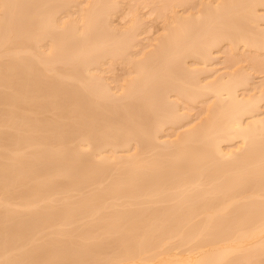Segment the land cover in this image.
<instances>
[{
	"label": "rangeland",
	"instance_id": "rangeland-1",
	"mask_svg": "<svg viewBox=\"0 0 264 264\" xmlns=\"http://www.w3.org/2000/svg\"><path fill=\"white\" fill-rule=\"evenodd\" d=\"M229 1L0 0V25L10 15L11 26L9 31L0 28V165L16 174L10 177L0 166L5 172L0 171V264H119L132 250L144 257L129 259L131 264H146L148 258H154L149 264H159L164 256H157L165 247L188 256L193 243L210 242L225 221L231 220V229L225 230L230 234L247 215L256 224L264 208V169L249 170L247 164L251 174L246 177L254 184H246V191L255 192L241 194V185L227 188L230 174L223 176L227 181L214 169L230 172L242 164H225L229 157L215 149L222 148L223 154L235 149L239 158L255 144L257 156L248 161L264 168V130L252 136L260 140L258 146L243 144L235 135L238 139L221 137L219 146L208 138L221 131L218 127L226 129L232 117L221 111L226 96L206 86L223 76L239 82V100L254 101L246 113L237 110L244 111L242 120L264 118V5L253 2L249 11L250 0ZM241 34L253 42L240 40ZM199 131L204 134L193 135ZM203 143L211 156L186 154ZM22 172L33 173L17 181ZM4 176L9 178L5 182ZM256 189L260 207L252 205L253 199L261 201ZM245 195L256 209L250 210ZM229 199L224 212L220 205ZM239 203L247 207L240 209ZM204 208L225 214L218 222L215 218L220 229L214 224L206 231L217 232L200 231L191 240L206 221ZM258 236L245 251L228 256L229 263L264 264ZM155 248L158 253L149 254Z\"/></svg>",
	"mask_w": 264,
	"mask_h": 264
},
{
	"label": "bare ground",
	"instance_id": "bare-ground-1",
	"mask_svg": "<svg viewBox=\"0 0 264 264\" xmlns=\"http://www.w3.org/2000/svg\"><path fill=\"white\" fill-rule=\"evenodd\" d=\"M230 3H231V0L229 1ZM227 3V5H230V3ZM251 4H250V3ZM248 2V5L247 6H249V11H251L252 9H253V2L254 3H256V5H258V4H262V5H264V0H250ZM233 3V2H232ZM234 4V3H233ZM232 5V4H231ZM250 5H251V7H250ZM233 6V5H232ZM247 9H248V7H247ZM251 9V10H250ZM4 18V17H3ZM6 18V17H5ZM9 18H10V15L8 16L7 15V18H6V21L7 22H4L5 20H3L2 22H3V24H2V26L0 25V28L1 27H3V30H4V27H6L7 28V30L6 31H9L8 30V28L10 29L11 28V26L9 27V25H10V23H9ZM5 24V25H4ZM5 28V29H6ZM11 30V29H10ZM13 31V30H12ZM11 32V31H10ZM1 33V32H0ZM5 34V33H4ZM9 34V33H8ZM11 34V33H10ZM13 34V33H12ZM2 35H3V33H2ZM8 38V36H7V34L6 35H4V38H6V37ZM10 38V40L13 38H11V36L9 37ZM1 39H2V37H1ZM239 39L240 40H243L245 43L247 42V44L249 43L248 41H249V39L247 38V37H245L243 34H241V38H240V36H239ZM250 41H252L251 39H250ZM253 42V41H252ZM211 43V42H210ZM215 43V41L213 42V43H211L210 44V47L212 46V44H214ZM15 68V67H14ZM11 69H12V67H11ZM11 78V77H10ZM231 79H226V80H224V76L223 77H221V79H217V81H213V82H210V83H208L206 86H207V88L209 87V89L210 90H212V91H214L217 95H220L221 97L222 96H226V97H222V98H224V99H227V100H224L226 103V105L224 104V106L223 107H221V111L224 113V114H227L228 112V114H229V116L230 115H232V117L230 116V119H229V123L227 124V125H224V126H227V127H230V130L226 127V129L228 130H226V129H223V127H218V129L217 130H219V128H222L221 129V131H219V132H216V134H214V133H212V134H214V137H215V135L217 136V139H216V137L214 138L213 137V135H208V136H210V137H208V138H212L211 140H213L214 141V143L217 145V146H219V143H220V138L221 137H228V136H230L231 135V138H240L241 140H242V143L244 144V143H248V141H249V143H257V145L256 146H258V140L259 139H256L257 140V142L256 141H254L255 140V138H256V134L257 133H259V131L261 130V129H263L264 130V118H252L251 120H249V122L247 121V122H245V121H243L242 120V115L244 114V111L242 110V112H243V114L241 113V112H238L237 110L239 109V111H240V108H243V109H247L248 107H250V105H251V103H254V101L252 102V100H250L249 98H248V100L247 99H243V100H239V98H238V96L236 95V93H237V89H236V87H238V85H240L239 84V82L237 83V80H235L234 81V79H232V77H230ZM11 80V79H10ZM13 80H14V77H13ZM9 81V80H8ZM12 81V80H11ZM8 83V82H7ZM11 83V82H10ZM9 83V84H10ZM14 83V82H13ZM11 84V85H14V84ZM16 84V83H15ZM18 84H20V83H18ZM17 84V85H18ZM23 85H27V83H24ZM29 85H30V83H29ZM32 85V84H31ZM18 86H20V85H18ZM17 86V87H18ZM17 87H16V85H15V90L17 89ZM20 87H22V86H20ZM27 87H28V85H27ZM205 87V86H204ZM23 88V87H22ZM26 88V87H25ZM18 89H19V87H18ZM26 90V89H25ZM25 90L24 91H22V89H21V91L20 92H25ZM19 91V90H18ZM3 96H6V95H3ZM7 97V96H6ZM0 98H1V96H0ZM5 98V97H4ZM8 98V97H7ZM221 98V99H222ZM3 99V98H2ZM18 99V98H17ZM223 100V99H222ZM246 109H245V113H246ZM230 112H231V114H230ZM248 112V111H247ZM241 113V114H240ZM241 115V116H240ZM230 120H231V122H230ZM257 130H259V131H257ZM262 131V130H261ZM215 132V131H214ZM257 132V133H256ZM264 132V131H263ZM191 133V132H190ZM200 133V134H199ZM256 133V134H255ZM204 134V132H198V133H195L194 134V132H193V135H198V136H200V135H203ZM219 134V135H218ZM254 134H255V136H254ZM205 135H207L206 133H205ZM204 135V136H205ZM227 135V136H226ZM237 136V137H235V136ZM259 135V134H258ZM88 136V135H87ZM233 136V137H232ZM252 136L253 137H255V138H252ZM89 137V136H88ZM96 137H98V136H96ZM201 138H202V136H201ZM237 138V139H238ZM253 140H252V139ZM90 139V138H89ZM89 139L86 137V140H88L89 141ZM215 139H216V142H215ZM228 140L230 139V138H227ZM227 139H224V140H227ZM233 139H231V140H233ZM200 140H203V139H200ZM206 140V139H205ZM92 141V140H91ZM91 141L89 142V143H91ZM208 141V144H209V141L210 140H207ZM206 141V142H207ZM252 141V142H251ZM260 141V140H259ZM48 142V141H47ZM263 143H264V141H262ZM45 143V142H44ZM92 143H93V141H92ZM92 143H91V145H92ZM205 143V142H204ZM202 144V145H195V146H191L193 149H190V150H188L187 152L188 153H186V154H188V155H190V153H191V157H195L196 159H200V158H204V156H207V157H209V156H211L210 154V149H208L207 150V148H206V146H203V145H205V144ZM246 143V144H247ZM49 145H50V142L48 143ZM103 144V143H102ZM207 144V143H206ZM253 146H250V149H251V147L252 148H256L255 147V144H252ZM264 145V144H263ZM101 146V145H100ZM104 146V145H103ZM210 146V145H209ZM51 147V146H50ZM97 147V146H96ZM205 148V150L203 149V148ZM245 147V146H244ZM243 147V148H244ZM46 148V147H45ZM218 148V149H217ZM49 149V151H51V149L50 148H48ZM47 149V150H48ZM100 149H102V147L101 148H99V150L97 149V151H100ZM217 149V150H216ZM216 149H215V151L216 152H219L218 154H220L221 152H222V154L221 155H223L222 157H225V156H228L229 158L228 159H226V163L225 164H229V163H227V161H229L231 164L234 162V160H235V163L237 164V165H239V164H242L241 165V169L238 167V166H233V167H237V168H239V170L238 169H235V171H237L236 172V174H235V171H234V169L232 168V167H230V169L232 168V171H230V172H228V170L227 169H224V167H221L220 169L219 168H215L214 170H216V169H218V175L217 176H220L221 178H223L224 180L226 179L227 181H228V179L230 178V180L231 181H228V183L230 184H228L227 183V188H229L230 186L232 187L231 189L233 190V188H234V185H239V187H240V185H241V187L243 186V187H246V184L248 185V184H252V183H250L249 181H250V179L251 178H249L248 179V177H246V175H250L251 174V172L249 171L250 169H255V170H257V171H259L260 173H261V170H263L264 168H260L259 167V165H258V163H252L251 161V163L253 164H251L248 160H250L251 158H253V157H251V156H253V155H255V157L257 156L255 153V151H257V150H255L254 151V149H252V150H248L249 148H247L246 150H245V152H243V154H241L240 155V157L239 158H236V156L238 157L239 156V154H237L236 155V152L237 151H235V149L234 150H231L230 149V151H226L224 154H223V152L224 151H221V150H223L222 148L220 149L219 147H216ZM220 149V150H219ZM46 150V151H47ZM192 150V151H191ZM243 150V149H242ZM48 151V152H49ZM190 151V152H189ZM239 151V150H238ZM253 151V152H252ZM42 152V151H41ZM239 152H241V151H239ZM255 152V153H254ZM43 153H44V151H43ZM43 153H41V154H43ZM45 153H47V152H45ZM45 153H44V155H45ZM254 153V154H253ZM40 154V155H41ZM184 154V153H183ZM207 154V155H206ZM225 155V156H224ZM34 156H37V154L36 155H34ZM49 156V155H48ZM263 157H264V154L262 155ZM262 157V160L264 159ZM37 158V157H36ZM194 158V159H195ZM206 158V157H205ZM250 158V159H249ZM47 159H49L50 161H51V159H50V157H47ZM102 159H103V157H102ZM236 159H238L240 162L238 163L237 162V160ZM259 159H261V158H259ZM259 159H257V161L259 160ZM48 160V161H49ZM54 160V159H53ZM52 160V161H53ZM60 160V159H59ZM59 160H57V161H59ZM101 160V159H100ZM232 160V161H231ZM51 161V162H52ZM62 161V160H61ZM60 161V162H61ZM103 161V160H102ZM245 161H247V163L245 162ZM259 161H261V160H259ZM42 161H40V163H41ZM50 162V164H49V162H48V164L49 165H52V163ZM54 162L56 163V161L54 160ZM59 162V163H60ZM63 162V161H62ZM245 162V163H244ZM0 163H2V162H0ZM44 162H42L41 163V165H44L43 164ZM250 163V164H249ZM260 163V162H259ZM17 164H18V162H17ZM19 164H21V163H19ZM18 164V165H19ZM64 164V163H63ZM225 164H223L224 166H225ZM230 164V165H231ZM234 164V163H233ZM243 164H244V166H243ZM247 164H248V168H249V170H248V168H247ZM256 166H258V167H256ZM4 165V164H3ZM2 164L0 165V166H3ZM152 165H154V163L152 164ZM5 167L7 166V165H4ZM13 166H15V165H13ZM22 166H23V168H24V166L26 167V165H24V164H22ZM44 166H47V165H44ZM240 166V165H239ZM246 166V167H245ZM4 167V168H5ZM18 167V166H17ZM49 167V166H48ZM228 167V169H229V166H227ZM247 168L246 170H244L245 168ZM1 168V167H0ZM7 168L8 167H6L5 168V172H6V170H7ZM23 168H22V170H23ZM28 168H30V167H28ZM145 169L146 168H148V167H144ZM226 168V167H225ZM257 168V169H256ZM2 169H3V167L0 169V171H1V173H4L3 175H5V172H2ZM9 169V168H8ZM11 169V168H10ZM15 170L17 169V168H14ZM13 169V170H14ZM19 169L20 168H18L17 170L19 171ZM149 169V168H148ZM261 169V170H260ZM14 170V171H15ZM21 170V171H22ZM25 170V169H24ZM23 170V171H24ZM94 170V169H93ZM96 170V169H95ZM213 170V171H214ZM240 170H244V171H241L240 172ZM3 171H4V169H3ZM8 172H6V173H9V170H7ZM26 171H27V169H26ZM31 171V170H30ZM247 171V172H246ZM11 172V171H10ZM17 172V171H16ZM15 172V173H16ZM93 172V171H92ZM98 172V171H97ZM231 172L233 173V174H231ZM245 172V173H244ZM248 172H250L249 174H248ZM13 173L14 172H11V173H9L10 174V177H11V175H12V177L14 176V175H16V174H14L13 175ZM21 172H19V174H20ZM23 173V172H22ZM31 173H33V172H31ZM31 173H27V174H31ZM36 173V172H35ZM35 173H34V175H35ZM38 173V172H37ZM94 173V172H93ZM93 173H92V176H94L93 175ZM9 174H8V177H9ZM24 175L26 174V173H23ZM26 174V178L24 177V178H22L23 176L21 175V179L18 177V175H17V177L19 178H17L18 180L17 181H20V180H29V176ZM229 174H230V177L228 178V177H223V176H229ZM240 174V175H239ZM243 174H245V176L243 175ZM262 174H263V176H264V172L262 171ZM3 175H0V176H2L3 177ZM41 175V174H40ZM216 175V174H215ZM222 175V176H221ZM233 177H232V176ZM235 175L236 176H240V177H235ZM253 175H254V173H253ZM257 175L258 174H256L255 173V176L256 177H254V179H256V178H258L259 177V175H258V177H257ZM29 178H28V177ZM244 176V177H243ZM252 176V175H251ZM261 176V175H260ZM262 176V177H263ZM5 177V180H4V182L5 181H7L6 179H9L8 177H6V176H4ZM16 177V176H15ZM31 177H33L32 175H31ZM47 177V176H46ZM94 177H96V175L94 176ZM228 178V179H227ZM253 178V177H252ZM4 179V178H3ZM10 179H13V178H10ZM15 179V178H14ZM42 179H43V177H42ZM1 180V179H0ZM22 180V181H23ZM48 180H49V178H48ZM133 180V179H132ZM249 180V181H248ZM253 180V179H252ZM251 180V182H253ZM257 181L259 180V178L258 179H256ZM261 180V179H260ZM259 180V182L261 183V181ZM262 180H264V178H262ZM1 181H3V180H1ZM10 181H12V180H10ZM9 181V182H10ZM16 181V180H15ZM40 181H42L41 179H40ZM131 181V180H130ZM227 181H225V182H227ZM255 181V180H254ZM21 183V182H20ZM255 183H256V181H255ZM258 183V182H257ZM6 184V183H5ZM253 184H254V182H253ZM252 184V185H253ZM259 184V183H258ZM245 185V186H244ZM224 186V185H223ZM222 186V187H223ZM237 186H235V187H237ZM262 188H260V189H263V191H264V182L262 183ZM221 187V188H222ZM239 188V190H240V192H241V194L242 193H248V192H250V189L248 190V192L246 191L247 190V188H249L248 186L246 187V189L244 188V190H242L243 189V187L242 188ZM250 187H251V185H250ZM255 187V186H254ZM260 187V186H259ZM220 188V189H221ZM256 188V187H255ZM230 189V190H231ZM251 189H253V191H251L250 193H249V196H251V195H253V192H255L254 191V188H251ZM3 190H4V188H3ZM2 190V191H3ZM39 190V189H38ZM229 190V191H230ZM258 190H259V188H258ZM257 189H256V191H257V194H258V192L260 191H258ZM36 191H37V189H36ZM228 191V190H227ZM236 191V190H235ZM246 191V192H245ZM262 191V190H261ZM232 192H234V191H232ZM237 193L239 192L238 190L236 191ZM38 193H39V191H38ZM262 193V192H261ZM264 193V192H263ZM240 194V193H239ZM251 194V195H250ZM255 194V193H254ZM235 195V193L232 195V196H234ZM231 196V197H232ZM243 196V195H242ZM241 196V197H242ZM255 196V195H254ZM257 196H261L260 195V192H259V195H256L255 197H257ZM226 197V196H225ZM228 197H230V195L228 196ZM236 197H238V196H236ZM239 197H240V195H239ZM238 197V198H239ZM240 197V198H241ZM244 197H246V195L244 196ZM262 197V196H261ZM260 197V198H261ZM240 198H239V200H240ZM243 198V197H242ZM247 198V197H246ZM251 198V197H250ZM223 199H225V198H223ZM235 199V198H234ZM245 199V198H244ZM249 199V197L247 198V200ZM222 200V199H221ZM231 200H233V199H229V200H226V202H224V204H223V206H222V204L220 205L221 207H222V209L224 210V208L226 207H229V205L231 204ZM236 200H237V198H236ZM256 200V201H255ZM253 199L252 200V205L254 204L253 203V201L256 203H258V202H260V203H263V201H262V198H261V201H259V200H257V199ZM184 201V200H183ZM209 201V200H208ZM216 202V201H215ZM235 202V201H234ZM244 202V201H243ZM242 202V203H243ZM246 202V201H245ZM244 202V203H245ZM248 202V207H250L251 206V209L250 210H252L253 209V207H254V209H256V206L254 205V206H252L251 205V201L250 200H248L247 201ZM246 202V203H247ZM243 203V204H244ZM245 203V204H246ZM256 203V204H257ZM34 204V203H33ZM211 204H212V202L210 203V205H209V203H208V207H209V209H211L210 208V206H211ZM219 204V203H218ZM217 204V205H218ZM233 204V203H232ZM235 204H236V202H235ZM241 203H239V207L240 206H244V207H247L246 205H240ZM26 205H28V203L26 204ZM32 205V204H31ZM215 205V204H214ZM213 205V206H214ZM237 205V204H236ZM259 204H257V206H258ZM29 206V205H28ZM192 206V205H191ZM191 206H188L187 208L189 209V207L191 208ZM260 206H263L262 204H260L259 205V207ZM193 207V206H192ZM199 207H201V206H199ZM199 207H197L198 209H199ZM212 207V206H211ZM219 206H217V208H218ZM224 207V208H223ZM236 206H234V207H231V208H235ZM244 207L242 208V209H244ZM195 208V207H194ZM214 208V207H213ZM213 208H212V210H207V209H205V210H207V214H206V211L204 212L206 215V221L205 220H203V223H202V221H201V225L199 224V226H198V228H199V230L197 229H195V231H197V235L195 236H193V234H192V238L190 237L191 236V234H190V236H189V238H191V240L192 239H195L194 237H198V234H199V232L200 231H206V230H211V227H212V225H214L215 227L220 223H216V220L220 217V216H222L223 217V215H225L223 212V214L222 213H220L219 212V216H217V213H218V211H214L213 212ZM226 208H225V210H226ZM230 208V207H229ZM187 209V212L190 210H188ZM196 209V208H195ZM218 209H220V208H218ZM228 209V208H227ZM238 209V208H237ZM240 209H241V207H240ZM240 209H238V210H240ZM258 209V208H257ZM260 209V208H259ZM175 210V209H174ZM173 210V208H172V211L171 212H173L174 211ZM200 210H201V208H200ZM203 210V209H202ZM201 210V211H202ZM215 210V209H214ZM223 210H221V211H223ZM225 210H224V212H225ZM229 210H231V209H229ZM234 210V209H233ZM250 210H247V212H251L252 213V211H250ZM192 211H194V210H192ZM228 211V210H227ZM235 211H237V210H235ZM187 212H185V213H187ZM190 212V211H189ZM188 212V213H189ZM198 212V211H197ZM241 212V211H240ZM256 212V211H255ZM254 211H253V213H255ZM260 212V211H259ZM184 213V212H183ZM184 213V214H185ZM232 213H234V211L232 212ZM197 214V213H196ZM222 214V215H221ZM231 213H229V215H230ZM236 214V213H235ZM256 214V213H255ZM198 215V214H197ZM231 215H233V214H231ZM230 215V216H231ZM238 215H239V213H238ZM244 215V214H243ZM249 215H251L250 213H249ZM259 215V216H258ZM257 216H258V218L259 219H257V220H255V221H253V222H256V224H252V221L251 220H253L252 218H253V216H252V218H251V220L249 219H247V218H249L248 217V215H247V220L246 219H244L243 217H241V218H243L242 219V221H240V219H239V221L240 222H242L240 225H241V228L239 227V226H236L235 224L233 225V226H236V230L233 228V231H231V234H230V232H228V230L227 231H225L229 226L227 225V222L229 223V221H231V220H229V221H225V223H226V225H225V228H224V225L223 224H225V223H223L221 226L223 227V229L224 230H221V232H217L216 231V229H220V228H217L218 226L220 227V225H218L217 227H216V229L214 230L215 232H217V233H219V234H217V233H215V234H217V235H215L214 233H213V229L214 228H212V232H210V233H213L214 234V237H212L213 235H211V237L210 236H206L207 238H209V240H211L210 242H207V241H205V242H207V244L203 241V240H206V239H204L203 238V243H204V245H203V243H199V245H196V243L197 242H195V244L193 243L192 245H191V250L189 249V255L188 256H184L183 254H181V253H179V252H181V251H179L178 253H176V252H170V251H172V250H170L171 248H168L169 250H167V248L165 247L164 249L165 250H167V251H165L164 250V252L162 251H160L161 252V255H159L160 254V252H159V254H158V256L157 257H160V256H162V254H163V258H161L160 260V262H159V264H218V263H221V262H223L225 259V262L227 261V259H228V262H226V264H233L232 262L231 263H229V258H227L228 256H231L232 254H233V252H235V251H237V250H242L243 248H245L248 244H246L248 241H252V239L254 240V239H256V236H258L259 234V236H258V238H260V240H261V238L263 237V233L262 232H264V208L263 209H261V212L258 214ZM187 216V215H186ZM186 216H184V218L186 217ZM193 216L194 215H192V217L191 218H193ZM204 216V217H205ZM230 216H227V217H230ZM239 216H242V214H240ZM239 216H238V218H239ZM256 216V215H255ZM257 216H256V218H257ZM195 217H198V216H195ZM227 217L225 218V219H227ZM236 217H237V214H236ZM182 218V217H181ZM190 218V219H191ZM215 218H217V219H215ZM221 218V217H220ZM220 218L217 220V222L220 220ZM237 218V219H238ZM255 218V219H256ZM215 219V220H214ZM235 219V218H234ZM184 220V219H183ZM214 220V221H213ZM186 221H187V219H186ZM190 221V220H189ZM213 221V222H212ZM235 221V220H234ZM237 221V220H236ZM238 221V222H239ZM191 222V221H190ZM189 222V223H190ZM224 222V221H223ZM239 222V223H240ZM185 223V222H184ZM239 223L237 224V225H239ZM177 224V223H176ZM188 224V223H187ZM186 224V225H187ZM217 224V225H216ZM175 225V224H174ZM178 226V225H177ZM185 226V225H184ZM213 226V227H214ZM232 226V227H233ZM171 227V226H170ZM174 227V226H173ZM196 227V226H195ZM222 227H221V229H222ZM227 227V228H226ZM197 228V227H196ZM208 228H210V229H208ZM230 229H231V227H229ZM240 228V229H239ZM166 229V228H165ZM178 229V228H177ZM180 229V228H179ZM190 229V228H189ZM193 229V228H192ZM237 229H239V230H237ZM175 230V229H174ZM183 230H184V228H183ZM182 230V231H183ZM178 231V230H177ZM176 231V232H177ZM192 231H194V230H192ZM236 233H235V232ZM165 232V231H164ZM170 232H172V231H170ZM169 232V233H170ZM175 232V231H174ZM191 232V231H190ZM203 232V233H204ZM226 232V233H225ZM228 232V233H227ZM233 232V233H232ZM151 233V232H150ZM166 233V232H165ZM169 233H166V234H169ZM179 233V232H178ZM183 234L182 235H184V231L182 232ZM201 233V232H200ZM207 233H208V231H206L205 232V234L207 235ZM210 233H208V235L210 234ZM262 233V234H261ZM174 234V233H173ZM177 234V233H176ZM180 234H181V232H180ZM189 234V233H188ZM194 234H196L195 232H194ZM149 235V234H148ZM179 235V234H178ZM178 235H176V236H178ZM181 235V236H182ZM262 235V236H261ZM203 237H204V234L202 235ZM261 236V237H260ZM152 237V236H151ZM154 237V236H153ZM167 237V236H166ZM170 237V236H169ZM200 237H201V235H200ZM205 237V238H206ZM156 238H158V237H156ZM202 238V237H201ZM211 238H213V239H211ZM257 238V239H258ZM170 239H173L172 238V236H171V238ZM149 240H150V238H149ZM153 240V239H152ZM155 240V239H154ZM157 240V239H156ZM159 240V239H158ZM186 240V239H185ZM199 241H201V239H198ZM160 241H162V240H160ZM190 241V240H189ZM194 241V240H193ZM201 241V242H202ZM225 241V243L224 244H221L222 242H224ZM259 240H257V242H258ZM143 242H145V241H142V245H143ZM154 242V241H153ZM153 242H152V245H153ZM159 242V241H158ZM256 242V241H255ZM256 242V243H257ZM261 242V246L264 248V245H263V243H264V238H263V241L261 240V241H259V243ZM263 242V243H262ZM147 243V242H146ZM146 243H145V245H146ZM151 243V242H150ZM154 243H156V242H154ZM160 243V242H159ZM182 243V242H181ZM190 243V242H189ZM158 244V243H157ZM179 244V243H178ZM182 244H186V242L185 243H182ZM181 244V246L183 247V245ZM188 244V243H187ZM250 244H253V242L252 243H250ZM255 244V243H254ZM155 246H156V244H154ZM180 245V244H179ZM195 245V246H194ZM134 246V245H133ZM140 246V245H139ZM162 246H163V244H162ZM249 246V245H248ZM251 246V248H252V245H250ZM260 246V244H259V246H257L256 245V247H261ZM143 247V246H142ZM141 247V248H142ZM147 247H149V245L147 246ZM153 247V246H152ZM185 247V246H184ZM254 247H255V245H254ZM261 247V248H262ZM132 248V247H131ZM140 248V249H141ZM144 248V250H146V247L144 246L143 247ZM176 248V247H175ZM178 248H180V246H178ZM176 249V250H179V249ZM134 249H135V247H134ZM138 247H137V251H138ZM151 249H153V248H151ZM151 249H149V250H151ZM248 249L249 248H247V251H248ZM257 249V248H256ZM127 250V249H126ZM144 250H143V253H144ZM149 250H147V251H149ZM156 250V248L154 249V251ZM183 250V249H182ZM185 250V249H184ZM187 250V249H186ZM244 251H245V249H243ZM252 250V249H251ZM251 250H249V251H251ZM261 250V249H260ZM264 250V249H263ZM125 251V250H124ZM129 251V250H128ZM132 251H134V250H132ZM129 252L128 254L126 253H124L123 252V254H125L126 255V257L128 258H125V259H123V260H120V262H119V264H131L130 263V261H128L129 259L130 260H132V258H133V260H135V258H136V260H137V258L138 257H144V256H142V255H140V253L139 252H136V254H139V255H136L135 254V252ZM140 251H142V250H140ZM152 251V250H151ZM154 251H152V252H154ZM174 251H175V249H174ZM243 251V253H245ZM253 251H254V249H253ZM257 250H255V252H256ZM238 252V251H237ZM262 252H264V251H262ZM133 253L137 256H134L133 255ZM147 252H145V254H146ZM149 253V252H148ZM158 253V252H157ZM156 253V251H155V253H149V254H157ZM182 253H184V252H182ZM185 253H187V252H185ZM242 252H241V254H243ZM250 253V252H249ZM252 253V252H251ZM261 252H258V253H256V255H255V257L257 256V255H259ZM240 254V255H241ZM255 254V253H254ZM120 255V254H119ZM121 255H122V253H121ZM124 255V256H125ZM144 255V254H143ZM150 255V256H151ZM264 255V254H263ZM123 256V255H122ZM148 254H147V257L146 258H148ZM244 257H245V255H243ZM247 253H246V257L245 258H247ZM262 256V255H261ZM135 257V258H134ZM140 257V258H141ZM154 257V256H153ZM156 257V258H157ZM232 257V256H231ZM230 257V258H231ZM240 257H242V256H240ZM240 257H238L239 259H238V261H239V263H240V261H241V259H240ZM254 257V256H253ZM252 257V258H253ZM263 257V256H262ZM261 257V258H262ZM145 258V259H146ZM234 258H237V257H235L234 256ZM251 258V257H250ZM257 258H260L259 256L257 257ZM105 259V258H104ZM158 259V258H157ZM132 260V261H133ZM150 260H154V258L153 259H146V261H148V262H146V264L148 263H150ZM156 260V259H155ZM242 260H244L243 258H242ZM248 260H250V259H248ZM262 260H264V259H262ZM105 261H107V258H106V260ZM142 261V260H141ZM140 261V262H141ZM230 261H231V259H230ZM236 261V260H235ZM251 261V260H250ZM257 261H258V259H257ZM82 262V261H81ZM96 262V261H95ZM112 262V261H111ZM114 262H117V261H114ZM135 262H137V261H134L133 263H135ZM139 262V263H140ZM244 262H246V260L244 261ZM249 262V261H248ZM87 263V262H86ZM85 263V264H86ZM90 263V262H89ZM99 263V262H98ZM113 263V262H112ZM132 263V264H133ZM143 263H145V261L143 260ZM258 264H259V262H257ZM83 264V263H82ZM93 264H95V263H93ZM109 264V263H108ZM115 264V263H114ZM137 264V263H136ZM140 264H142V263H140ZM223 264H225V263H223ZM238 264V263H237ZM248 264V263H247ZM255 264V263H254Z\"/></svg>",
	"mask_w": 264,
	"mask_h": 264
}]
</instances>
